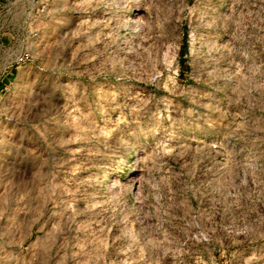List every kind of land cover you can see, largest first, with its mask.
Listing matches in <instances>:
<instances>
[{
  "label": "rangeland",
  "instance_id": "374dc122",
  "mask_svg": "<svg viewBox=\"0 0 264 264\" xmlns=\"http://www.w3.org/2000/svg\"><path fill=\"white\" fill-rule=\"evenodd\" d=\"M42 1L0 14V264H264V0Z\"/></svg>",
  "mask_w": 264,
  "mask_h": 264
},
{
  "label": "built area",
  "instance_id": "2783aa9c",
  "mask_svg": "<svg viewBox=\"0 0 264 264\" xmlns=\"http://www.w3.org/2000/svg\"><path fill=\"white\" fill-rule=\"evenodd\" d=\"M44 10H46V6H44L41 0H0V14L7 18L43 16L45 13ZM31 60V51L24 50L14 56L12 63L5 67L4 72L10 69L14 64L24 65ZM9 71L10 70L7 72Z\"/></svg>",
  "mask_w": 264,
  "mask_h": 264
}]
</instances>
